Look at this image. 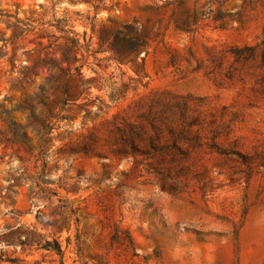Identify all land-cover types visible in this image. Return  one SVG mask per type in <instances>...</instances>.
<instances>
[{
	"label": "rangeland",
	"instance_id": "obj_1",
	"mask_svg": "<svg viewBox=\"0 0 264 264\" xmlns=\"http://www.w3.org/2000/svg\"><path fill=\"white\" fill-rule=\"evenodd\" d=\"M0 264H264V0H0Z\"/></svg>",
	"mask_w": 264,
	"mask_h": 264
},
{
	"label": "trees",
	"instance_id": "obj_2",
	"mask_svg": "<svg viewBox=\"0 0 264 264\" xmlns=\"http://www.w3.org/2000/svg\"><path fill=\"white\" fill-rule=\"evenodd\" d=\"M117 35V39H119V42L121 43V45L125 48L127 45L128 46H131L133 45L134 43H132L128 38H126V36L124 35L123 31L121 30H116L115 32ZM69 41L72 43V45L70 47H68L66 49V51L62 52L61 53V60H60V63H67V65H70L71 63L74 64V62H77L78 59H77V56L74 57V59H70V54L71 52H75L76 54L78 53L79 51V42L75 41L74 39H69ZM246 49H249V48H246ZM137 52V51H136ZM120 63L123 62V59H119ZM52 66L54 68H57L61 74H63L64 76H67V82L66 84H63V85H59V87H56L55 88V94H56V97L58 98L59 97V93H58V90H61L65 95H67V97L69 96V90L70 88L72 87V84L76 83V80H74L71 76V70L70 68H63L61 66L58 65V62L57 61H53L52 63ZM78 70L79 74L81 75V70H79L78 68L76 69ZM44 106H46L48 109L51 108V105L52 103H49V104H46L44 102H42ZM52 114V113H51ZM53 116V115H52ZM37 121L41 126H43V128L46 130V131H49L51 130V127L49 126V123H45L43 120H40V119H37L35 120ZM124 127L125 129H123L122 131H120V134L122 135V137H124V146L125 148H127L129 146V144L132 143V141L137 137L141 140H144L145 138H148L150 141L153 142L154 140V137L156 134L154 135H151L148 133V130L146 128V124H144V122H141L139 124H132L130 122H125L124 123ZM168 127H170L168 125ZM173 131V129L171 128V132ZM158 134V131L155 132ZM131 147H133V145L131 144L130 145ZM58 252H61V249L58 247L56 249Z\"/></svg>",
	"mask_w": 264,
	"mask_h": 264
}]
</instances>
